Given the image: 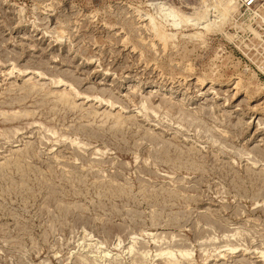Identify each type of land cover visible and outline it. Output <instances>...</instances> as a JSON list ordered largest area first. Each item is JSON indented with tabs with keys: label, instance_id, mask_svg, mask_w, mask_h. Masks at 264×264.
<instances>
[{
	"label": "rangeland",
	"instance_id": "1",
	"mask_svg": "<svg viewBox=\"0 0 264 264\" xmlns=\"http://www.w3.org/2000/svg\"><path fill=\"white\" fill-rule=\"evenodd\" d=\"M225 1L0 0V264H264V0Z\"/></svg>",
	"mask_w": 264,
	"mask_h": 264
},
{
	"label": "bare ground",
	"instance_id": "2",
	"mask_svg": "<svg viewBox=\"0 0 264 264\" xmlns=\"http://www.w3.org/2000/svg\"><path fill=\"white\" fill-rule=\"evenodd\" d=\"M223 1V0H222ZM225 1V0H224ZM223 3H225V6H227V11H228V8L230 9V10H233L234 8H235V3H234V1L233 0H226L225 2H223ZM222 3V4H223ZM222 4H220V5H222ZM222 6H224V4L222 5ZM218 7H219V5H218ZM223 8V7H222ZM225 10H226V8H224ZM153 26V25H152ZM155 28V27H154ZM152 29V28H151ZM156 33H157V31L156 30H154ZM158 34V33H157ZM156 34V35H157ZM163 37V36H162ZM165 37V36H164ZM156 38V37H155ZM159 38V37H158ZM164 40V39H163ZM61 94H62V92H61ZM60 96V95H59ZM58 96V97H59ZM64 96H66V95H64ZM61 97V96H60ZM68 99V98H67ZM159 254H160V252H159ZM161 255V254H160ZM159 255V256H160ZM175 263H176V261H174Z\"/></svg>",
	"mask_w": 264,
	"mask_h": 264
},
{
	"label": "built area",
	"instance_id": "3",
	"mask_svg": "<svg viewBox=\"0 0 264 264\" xmlns=\"http://www.w3.org/2000/svg\"><path fill=\"white\" fill-rule=\"evenodd\" d=\"M243 6L255 7L260 0H238Z\"/></svg>",
	"mask_w": 264,
	"mask_h": 264
}]
</instances>
